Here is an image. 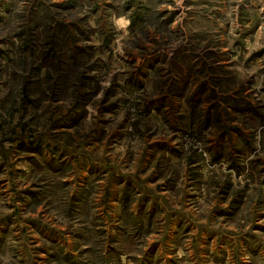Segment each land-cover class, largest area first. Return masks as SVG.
I'll list each match as a JSON object with an SVG mask.
<instances>
[{"label":"rangeland","instance_id":"obj_1","mask_svg":"<svg viewBox=\"0 0 264 264\" xmlns=\"http://www.w3.org/2000/svg\"><path fill=\"white\" fill-rule=\"evenodd\" d=\"M0 264H264V0H0Z\"/></svg>","mask_w":264,"mask_h":264}]
</instances>
